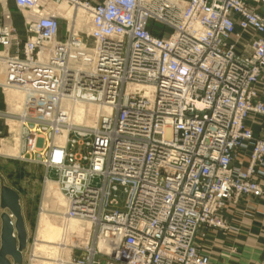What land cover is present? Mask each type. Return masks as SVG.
<instances>
[{
	"label": "built area",
	"instance_id": "1",
	"mask_svg": "<svg viewBox=\"0 0 264 264\" xmlns=\"http://www.w3.org/2000/svg\"><path fill=\"white\" fill-rule=\"evenodd\" d=\"M51 1L12 0L21 35L2 5L0 119L16 124L18 157L58 183L62 216L90 223L69 264H231L206 241L234 230L225 211L240 198L264 197V15L251 3L264 0H54L87 17L91 47L75 17L61 36ZM78 88L109 108L94 127L62 108Z\"/></svg>",
	"mask_w": 264,
	"mask_h": 264
},
{
	"label": "rangeland",
	"instance_id": "2",
	"mask_svg": "<svg viewBox=\"0 0 264 264\" xmlns=\"http://www.w3.org/2000/svg\"><path fill=\"white\" fill-rule=\"evenodd\" d=\"M62 3V2H61ZM58 2L51 1L48 5L49 8L60 14L62 16L61 19V36L66 37V29H67V11L71 8L68 4H62L59 5L61 7V13L58 11V9H55L53 7L58 6ZM20 13V11H19ZM21 14V13H20ZM22 24H23V15L21 14V24H18V32L21 35L22 32ZM88 26V24H86ZM158 25V24H157ZM159 27H162L163 25L159 24ZM84 40L87 43L88 47H91L92 40L88 36L87 31L83 33ZM87 45L82 44L81 47L86 46V49H81L83 54L88 53ZM78 50L75 52V56ZM81 53V52H80ZM11 92H16L14 95L16 103H12L14 100L12 96L9 95L8 91L6 93V100L8 102V110L13 112H20L22 110V105L25 100V95L19 90H9ZM7 95L8 99H7ZM94 96V95H91ZM90 96V97H91ZM22 97V98H21ZM95 97V96H94ZM96 98V97H95ZM91 100V99H90ZM92 102V101H91ZM76 101H69L65 100L62 104V106L65 108V111H69L68 120L69 117L73 115L72 119H75V124L77 125H88V121L91 123H95L96 115H97V105L93 103L90 104H82L78 103L75 107ZM70 106V107H68ZM69 110H68V108ZM0 109L5 110L6 104L4 100V93L0 90ZM67 113V114H68ZM13 120L6 121L5 119H0V130L2 131V134H0V146L2 143V140L8 139L10 140V134H9V126L8 124H11L12 129H15V126H13ZM8 123V124H7ZM91 125V124H90ZM17 136L16 133L14 137ZM38 159V157H36ZM45 167L39 162L35 160H29L25 158H19L18 156L13 155H4L0 154V187L2 184L11 186L15 190H17L21 197V204H22V211L23 215L25 217L27 230H28V242L27 246L23 251V264H31L32 262V252L34 249V243L36 241V230L38 226V218L40 214V209L42 208V201L44 197L46 182L44 180L45 176ZM54 171H51L50 174L54 176ZM56 184V183H55ZM57 185V184H56ZM51 193L48 194L47 198L49 197L48 201V209H49V215L52 222H54L57 225H60L64 227L66 219L58 214V210L61 206L65 208L66 202L65 200L57 194L54 189H51ZM3 211V209L0 207V214ZM0 232H1V218H0ZM72 234V238L77 242L78 239H81L83 232L82 231H75L70 230ZM71 245V244H70ZM73 251H70L69 248H67L61 255L58 260V262L52 261L48 258H43L45 261V264H60L66 258L68 255H71ZM41 259V258H40Z\"/></svg>",
	"mask_w": 264,
	"mask_h": 264
},
{
	"label": "bare ground",
	"instance_id": "3",
	"mask_svg": "<svg viewBox=\"0 0 264 264\" xmlns=\"http://www.w3.org/2000/svg\"><path fill=\"white\" fill-rule=\"evenodd\" d=\"M62 4H67L66 2H62L59 5ZM68 14V15H67ZM67 18H72L75 17V29L77 30H83V31H87L89 32V26H87V17H85V15H83V12L80 11H76V9H73L72 7L67 11ZM84 43L80 44L79 48L74 47V51L76 52L77 50H81V49H86V46L81 47V45ZM9 95L13 97H15V93L16 92H11L8 91ZM7 95V99L8 96ZM94 95V96H91ZM91 96V97H90ZM22 98V97H21ZM98 98V94H96L95 90H84V89H76L73 92V95L67 96L64 98L63 102L65 100H69V101H76L75 103V107L76 105H78V103H82V104H90L92 105L93 103H95L97 105V115H96V119H95V123H91L90 121H88V125H84V126H88V127H94L97 124V118L100 114V112L104 111V110H108L109 108L107 107H103L101 105H99L98 103L95 102V100ZM91 99V100H90ZM13 104L16 103V101H18V99L15 101L12 100ZM92 101V102H91ZM17 104V103H16ZM70 107V106H68ZM67 107V108H68ZM63 108V107H62ZM64 109V108H63ZM69 110V108H68ZM67 113L69 111H66ZM69 115V113H68ZM73 117V115H72ZM72 117H69V123L75 124V119H72ZM14 122H12L13 124ZM91 124V125H90ZM16 124H13V126H15ZM17 135V134H16ZM68 135V131H64V133L62 135H60L59 137H57V142L59 143H63ZM19 138L18 136H15L13 139H4L2 140L1 146H0V154H4V155H13V156H18L19 154ZM20 158V157H19ZM57 185H56V184ZM51 189H54V191L57 192V194H59L66 202L65 208L63 206L60 207V209L58 210V214L59 215H63L62 213L66 210V206H67V201L65 199V197L63 196V193L60 190V187L58 185V183L49 178L46 180V187H45V192H44V197H43V201H42V208L40 209V214H39V218H38V226H37V230H36V241L34 243V249H33V254L31 256V264H45V261L43 258H48L52 261L58 262L60 255L67 249L69 248L70 251H72V246L75 245L77 242L72 238V234L70 232V230H75V231H82L83 235H82V239L84 238V241H86V239L88 238V232H89V228H90V223H84L81 222L77 219L71 218H65V225L64 227L55 224L54 222H52V220L50 219V215H49V209H48V202L50 203V201H48L49 197L47 198L48 194H50L52 191ZM9 211V210H7ZM10 213V211H9ZM12 220L13 223L15 221L14 216H12ZM16 231H15V236H16ZM71 244V245H70ZM71 255H68V257L66 258V260H64L63 262H61L60 264H69V259H70ZM41 258V259H40Z\"/></svg>",
	"mask_w": 264,
	"mask_h": 264
},
{
	"label": "crops",
	"instance_id": "4",
	"mask_svg": "<svg viewBox=\"0 0 264 264\" xmlns=\"http://www.w3.org/2000/svg\"><path fill=\"white\" fill-rule=\"evenodd\" d=\"M251 3L264 15V1ZM3 4H7L12 11L14 23L18 27L21 24V14L12 0H0V21ZM53 8L61 13L59 4ZM254 129L259 133L257 126ZM225 216L234 230L227 235L221 231H210L206 244L213 259L231 264L264 263V197H242L225 211Z\"/></svg>",
	"mask_w": 264,
	"mask_h": 264
},
{
	"label": "water",
	"instance_id": "5",
	"mask_svg": "<svg viewBox=\"0 0 264 264\" xmlns=\"http://www.w3.org/2000/svg\"><path fill=\"white\" fill-rule=\"evenodd\" d=\"M0 207L3 209L0 214V264H23V251L28 242V230L19 192L11 186L2 184ZM11 215L15 218L14 223Z\"/></svg>",
	"mask_w": 264,
	"mask_h": 264
}]
</instances>
